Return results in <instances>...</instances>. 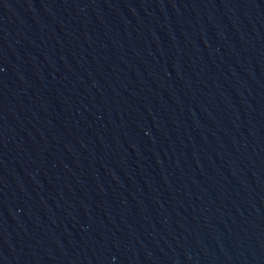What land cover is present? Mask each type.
I'll return each mask as SVG.
<instances>
[{"label":"water","instance_id":"obj_1","mask_svg":"<svg viewBox=\"0 0 264 264\" xmlns=\"http://www.w3.org/2000/svg\"><path fill=\"white\" fill-rule=\"evenodd\" d=\"M0 264H264V0H0Z\"/></svg>","mask_w":264,"mask_h":264}]
</instances>
